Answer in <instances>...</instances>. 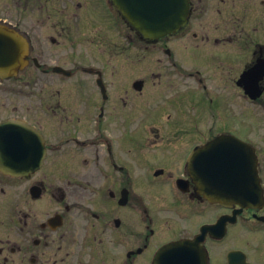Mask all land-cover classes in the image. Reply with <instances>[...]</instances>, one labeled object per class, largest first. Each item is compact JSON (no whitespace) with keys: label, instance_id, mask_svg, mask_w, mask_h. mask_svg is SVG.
<instances>
[{"label":"flooded vegetation","instance_id":"flooded-vegetation-1","mask_svg":"<svg viewBox=\"0 0 264 264\" xmlns=\"http://www.w3.org/2000/svg\"><path fill=\"white\" fill-rule=\"evenodd\" d=\"M92 1L0 0V61L12 64L0 71V109L11 111L0 125L13 121L0 142L14 143H0L13 151L0 152L13 166L12 175L0 171V264H264V120L242 119L244 104L264 113V0H187L186 24L155 42L136 35L111 0H99L104 28L118 18L127 44L135 34L173 70L165 73L175 83L166 88L175 92L168 107L138 121L130 96L144 94L153 78L159 88L146 99L158 96L166 76L151 74L139 91L133 82L109 88L110 62L98 66L88 45L72 41L77 27L69 23L80 26ZM5 33L24 42L5 48ZM182 40L190 66L175 48ZM249 70L262 90L254 100L238 84ZM197 84L203 134L195 102L186 103ZM118 90L129 117L120 121L112 113ZM169 108L175 116L165 121ZM222 136L253 148L262 192L255 206L211 201L213 163L192 155Z\"/></svg>","mask_w":264,"mask_h":264},{"label":"rangeland","instance_id":"rangeland-1","mask_svg":"<svg viewBox=\"0 0 264 264\" xmlns=\"http://www.w3.org/2000/svg\"><path fill=\"white\" fill-rule=\"evenodd\" d=\"M103 6L105 8L106 4ZM88 10H86L82 21H80L79 25L76 26L75 23H69L73 24L74 27H77V29H73L74 32L71 33L73 36L74 42H79L81 45H88L90 51L93 54V59L98 64V66H101L103 62L110 64L108 65L109 68L106 72V81L109 85V88L111 89H119L120 86H125L126 88L131 89L130 83L134 82L135 80L141 79L146 80L152 77L151 74H157L162 73L165 75L166 72L169 71V65L168 61H166L165 66H162L163 63L158 62L159 59H161V54L158 53L157 50L152 49H145L141 43H136L134 36L132 37V41L130 44H127V41L125 39L126 36V30L122 26V22L118 18H115L113 28H104L103 23L99 22L100 17L97 15L101 14L103 11V8L101 4H99V0H93L92 2H87ZM71 22V21H70ZM102 24V26H101ZM100 26L101 30L98 28ZM78 27H80L78 29ZM77 32L75 33V31ZM104 32V33H103ZM100 34V38L98 39L95 35ZM94 36L99 43H91V37ZM257 36L260 37V34ZM264 37V32L261 34V38ZM106 39H109L110 41L107 42ZM103 41V42H102ZM177 43V42H176ZM174 43V44H176ZM189 42L186 41L185 44H183L182 41H178V44H176L175 48L178 52V56H180L182 62L185 61L188 66L194 61H189L188 57H185L186 54H184V51H188ZM250 49L243 50V53L245 54V58L249 57ZM111 58V61L109 60ZM174 59V57H173ZM177 59V60H178ZM241 64V63H240ZM165 67V69H164ZM234 67H237L234 65ZM240 68V65H238L236 69V73L238 74V70ZM164 72V73H163ZM170 73H173V70L169 71ZM186 72V71H184ZM205 72L207 74H210L208 70L205 69ZM151 75V76H150ZM166 76V75H165ZM170 76V75H169ZM150 80V79H149ZM153 82V84H152ZM161 82H163L165 88H162L159 92L158 96L152 97L146 99V95H156V91L158 90V80L153 78L150 80L149 86L146 88V92L139 96H130L133 99L132 102V121H138L140 118H142V114H149L148 112L152 109H155L158 113L160 108H162L167 101H171L174 96L175 92L173 91V88H169L166 90L167 87H169L170 84L175 85L173 81H169L166 77L161 78ZM160 82V83H161ZM59 83V82H57ZM70 82L62 83V85H69ZM129 85V86H128ZM161 87V86H160ZM41 88H49V86H41ZM52 88H64V86H60L59 84L52 86ZM194 93L190 97H187L186 103L187 105L189 103L195 102V121L197 122L198 130H200V133H205L204 127H206L208 118H205L206 111L201 106L200 100V86H197ZM230 88V87H228ZM118 93L116 96H112L113 100V107L115 110L112 112L114 116L116 117V120H121L120 116H123L124 119H129L127 116V112L125 111V108L120 110V98L119 94L120 91H115ZM114 93V92H113ZM231 94L228 92V95ZM123 98V97H122ZM146 99V100H145ZM153 102V105H152ZM168 106L165 105V108ZM128 109V108H127ZM126 109V110H127ZM11 111L8 109L6 112L3 111V108L0 109V120H2L4 116L10 115ZM243 121H255V120H264V113H261L259 117L257 114L253 112V108L250 106H247L244 104V110H243ZM175 116V113L172 111V108H169V111L164 114L163 120H172ZM206 120V121H205ZM201 139H204V137H200ZM195 141V140H194ZM200 141V139L197 137V143Z\"/></svg>","mask_w":264,"mask_h":264},{"label":"water","instance_id":"water-1","mask_svg":"<svg viewBox=\"0 0 264 264\" xmlns=\"http://www.w3.org/2000/svg\"><path fill=\"white\" fill-rule=\"evenodd\" d=\"M112 1L133 27L149 39H157L174 32L184 23L187 16L185 0ZM3 40L6 42L12 39L5 35ZM4 64L11 65L8 62ZM241 82L245 83V90L250 98L255 99L260 96L261 90L255 85V80L249 79L248 72L242 75L239 83ZM7 127L11 128L12 124L5 123L0 126V128ZM3 142L14 144L11 137L4 139ZM4 153L10 157L13 151L8 150ZM193 159L203 164L213 163L212 170L208 174L209 182L215 187L211 192L212 202L226 203L225 200H233L243 207H251L262 200L256 172V158L253 149L246 143L231 136H222L198 149ZM38 162L37 160L36 165ZM220 170L224 173L228 170L227 175ZM0 171L12 175V160L0 159ZM236 187L238 190H234Z\"/></svg>","mask_w":264,"mask_h":264}]
</instances>
